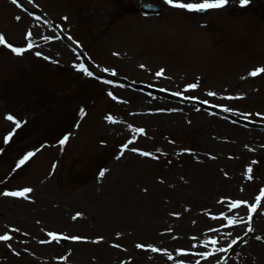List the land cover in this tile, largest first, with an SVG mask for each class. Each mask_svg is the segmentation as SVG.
<instances>
[{"label":"rangeland","instance_id":"obj_1","mask_svg":"<svg viewBox=\"0 0 264 264\" xmlns=\"http://www.w3.org/2000/svg\"><path fill=\"white\" fill-rule=\"evenodd\" d=\"M139 1L163 9L131 12ZM241 1L28 0L80 39L96 67L172 95L155 97L74 72L65 36L0 0V264H209L187 262L195 254L183 251H203L213 239L192 237L194 217L201 215V232L221 223L227 217L204 211L217 212L218 200L242 201L245 210L264 181V0ZM198 2L220 5L189 9ZM18 127L4 149L5 131ZM44 140L8 174L16 155ZM28 185L31 200L19 192ZM73 211L81 215L68 228ZM49 229L88 241L40 243ZM167 229L171 237L161 233ZM148 243L159 253L139 248ZM250 248L238 249L233 263L262 264L256 242Z\"/></svg>","mask_w":264,"mask_h":264},{"label":"bare ground","instance_id":"obj_2","mask_svg":"<svg viewBox=\"0 0 264 264\" xmlns=\"http://www.w3.org/2000/svg\"><path fill=\"white\" fill-rule=\"evenodd\" d=\"M48 184H45V186H42V188H44V191H46L48 193ZM110 215V214H109ZM235 231L239 230V228H231ZM233 230H226L227 234H234L232 233ZM263 238H264V235H263ZM254 241H249L247 243H245L244 245L241 246V250L243 252H245V250L247 251H251V252H254V249L250 248V244H252ZM256 261L259 262V263H264V246H261L259 243L256 242ZM230 264H234L233 262H230Z\"/></svg>","mask_w":264,"mask_h":264}]
</instances>
